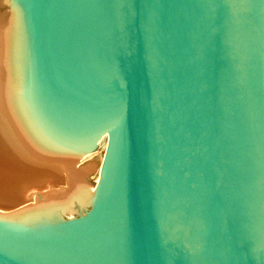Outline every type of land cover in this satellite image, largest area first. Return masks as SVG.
I'll use <instances>...</instances> for the list:
<instances>
[{
	"label": "water",
	"instance_id": "95a60500",
	"mask_svg": "<svg viewBox=\"0 0 264 264\" xmlns=\"http://www.w3.org/2000/svg\"><path fill=\"white\" fill-rule=\"evenodd\" d=\"M36 131L111 132L85 219L0 221V264H264V0H13Z\"/></svg>",
	"mask_w": 264,
	"mask_h": 264
},
{
	"label": "bare ground",
	"instance_id": "6f19581e",
	"mask_svg": "<svg viewBox=\"0 0 264 264\" xmlns=\"http://www.w3.org/2000/svg\"><path fill=\"white\" fill-rule=\"evenodd\" d=\"M8 1L11 15L0 21V221L30 227L85 219L89 213L74 214L97 205L111 132L92 151H66L36 131L20 14Z\"/></svg>",
	"mask_w": 264,
	"mask_h": 264
},
{
	"label": "rangeland",
	"instance_id": "374dc122",
	"mask_svg": "<svg viewBox=\"0 0 264 264\" xmlns=\"http://www.w3.org/2000/svg\"><path fill=\"white\" fill-rule=\"evenodd\" d=\"M11 13V5H10V2L8 1V0H0V21H1V18H3V20L4 19H9V16L11 15L10 14ZM105 153H106V151H105ZM104 153V154H105ZM101 154V153H100ZM99 154V156H98V161L100 160V157H101V155ZM104 157H105V155H104ZM102 163H103V161H102ZM95 176H96V174L94 175H91L90 177H89V181L92 183V182H94L95 181ZM93 209V206H90L89 207V209H87L84 213H83V215L82 214H79V213H77V214H74V216H75V218L76 217H81V216H84V215H86V213H89L91 210ZM74 216H65V218H66V220L67 219H71V218H74Z\"/></svg>",
	"mask_w": 264,
	"mask_h": 264
}]
</instances>
